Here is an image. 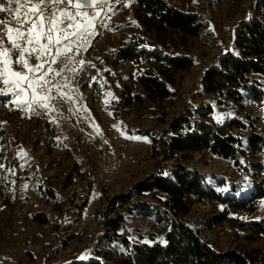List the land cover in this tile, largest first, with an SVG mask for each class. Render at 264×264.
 <instances>
[{
	"label": "rangeland",
	"instance_id": "rangeland-1",
	"mask_svg": "<svg viewBox=\"0 0 264 264\" xmlns=\"http://www.w3.org/2000/svg\"><path fill=\"white\" fill-rule=\"evenodd\" d=\"M165 1L198 14L203 23L199 32L148 31V17L137 0H106L101 29L96 24L94 35L85 34L84 39L91 41L88 50L74 49L51 65L60 75L53 73L48 79L61 84L59 90L52 89L51 110L36 106V112L30 113L8 104L10 97L0 96V264H59L74 249L81 250L86 260L103 258L99 252L104 251L114 252L116 258L126 251L122 238L163 243L167 223L156 207L164 195L158 190L138 193L132 186L157 174L169 175L179 164L198 171L224 196L246 199L253 192L259 181L251 168L254 157H242L240 168L208 150L190 151L186 157L173 155L166 142L184 133L172 131L181 117L220 125L241 121L245 127L232 133L244 145L251 134H264V95L252 98L244 90V100L238 104L202 92L199 86L202 71L237 33L236 22L246 17L247 6H251V19L264 22V0ZM0 3L8 6L7 0ZM21 3L23 15L29 5L25 0ZM11 8L12 14L0 12V20L15 28L16 4ZM99 10L82 9L89 16ZM5 31L0 26V36ZM137 36L155 42L173 57L192 60L186 69H171L169 77L161 75L170 90L167 97L153 98L136 82L147 65L158 71V64L137 66L116 60V52ZM18 42L24 46L23 39ZM3 47L12 48L7 36ZM29 59L33 65L38 63L35 54ZM12 67L21 70L20 65ZM252 81L264 89V77L254 75ZM135 94L141 101L128 102ZM256 204L251 214H231L237 219L234 223L228 220L209 227L208 220L220 209L209 203L195 204L182 219L218 252L264 249V237L249 240L238 224L264 220V197Z\"/></svg>",
	"mask_w": 264,
	"mask_h": 264
},
{
	"label": "trees",
	"instance_id": "trees-1",
	"mask_svg": "<svg viewBox=\"0 0 264 264\" xmlns=\"http://www.w3.org/2000/svg\"><path fill=\"white\" fill-rule=\"evenodd\" d=\"M137 6L148 17V31L156 29L160 32L170 28L196 35L203 24L198 14L184 12L165 0H137ZM250 10L251 6H247L246 17L236 22L239 28L229 45L202 71L199 82L202 92L219 94L238 104L244 100V90H249L252 98L260 99L264 95L260 84L252 81L254 75L264 77V22L251 19ZM116 60L129 61L137 66L151 62L159 65L158 71L147 65L136 76V82L153 98L170 94L167 80L162 79L161 75L169 77V70L186 69L192 65L191 59L173 57L143 36H137L120 48L116 52ZM131 89L128 94H131ZM133 99L141 101V96H129L127 101ZM236 127L244 128L245 125L238 120L223 125L192 123L181 117L173 124L172 131L183 129L184 133L172 135L166 143L173 155L179 153L186 157L190 151L208 150L213 155L232 160L240 168L242 157H254L256 161L251 168L256 170L254 176L259 181L254 184L248 198L224 196L206 183L198 171L179 164L169 175L157 174L132 186V190L138 193L158 190L164 195V199L160 198L161 206L156 207L160 218L167 223L163 243H133L122 238L126 251L119 257L113 258L114 252L105 254L104 251L99 252L103 258L86 260L81 259V250L74 249L65 254L59 264H264V249L218 252L201 241L198 232L182 219L195 204L209 203L220 207L208 220L209 227L228 220L234 223L237 219L230 217L231 214L253 213L257 208L256 200L264 197V134H251L244 145L242 139L232 133ZM238 224L243 227L247 239L264 237V220Z\"/></svg>",
	"mask_w": 264,
	"mask_h": 264
},
{
	"label": "snow or ice",
	"instance_id": "snow-or-ice-1",
	"mask_svg": "<svg viewBox=\"0 0 264 264\" xmlns=\"http://www.w3.org/2000/svg\"><path fill=\"white\" fill-rule=\"evenodd\" d=\"M13 3L16 4L14 15L18 26L13 28L9 26L10 22L0 20V26L6 29L4 36L12 44L11 49L3 47L4 36H0V82L4 85L0 88V96L10 97L8 104L16 109H27L30 113L36 112V106L51 110L48 101L54 98L52 89L61 87L59 82L53 83L48 79L50 74L60 75V71L51 65L58 57L74 49L77 53L80 49L88 50L91 41L84 39L85 34H95V25L102 17L106 0H25L29 6L23 15L21 0H7V7L0 3V12L12 14ZM87 7H99L100 10L89 16L82 11ZM21 39L24 46L18 42ZM17 52L18 55H14ZM34 54L38 61L35 65L29 59ZM79 63L83 66L85 61ZM13 64L20 65L21 70H14Z\"/></svg>",
	"mask_w": 264,
	"mask_h": 264
},
{
	"label": "built area",
	"instance_id": "built-area-1",
	"mask_svg": "<svg viewBox=\"0 0 264 264\" xmlns=\"http://www.w3.org/2000/svg\"><path fill=\"white\" fill-rule=\"evenodd\" d=\"M105 21V17L103 16V14H102V17H101V19H100V21L99 22H97V25H98V27L101 29V23H103Z\"/></svg>",
	"mask_w": 264,
	"mask_h": 264
},
{
	"label": "water",
	"instance_id": "water-1",
	"mask_svg": "<svg viewBox=\"0 0 264 264\" xmlns=\"http://www.w3.org/2000/svg\"><path fill=\"white\" fill-rule=\"evenodd\" d=\"M87 8H90V7H87Z\"/></svg>",
	"mask_w": 264,
	"mask_h": 264
}]
</instances>
